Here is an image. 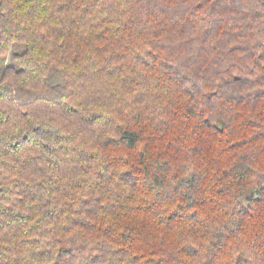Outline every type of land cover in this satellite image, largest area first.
Wrapping results in <instances>:
<instances>
[{
    "label": "trees",
    "instance_id": "1",
    "mask_svg": "<svg viewBox=\"0 0 264 264\" xmlns=\"http://www.w3.org/2000/svg\"><path fill=\"white\" fill-rule=\"evenodd\" d=\"M0 264H264V0H0Z\"/></svg>",
    "mask_w": 264,
    "mask_h": 264
},
{
    "label": "rangeland",
    "instance_id": "2",
    "mask_svg": "<svg viewBox=\"0 0 264 264\" xmlns=\"http://www.w3.org/2000/svg\"><path fill=\"white\" fill-rule=\"evenodd\" d=\"M9 60H10V59H9V57H8V58L6 59V62H9Z\"/></svg>",
    "mask_w": 264,
    "mask_h": 264
}]
</instances>
